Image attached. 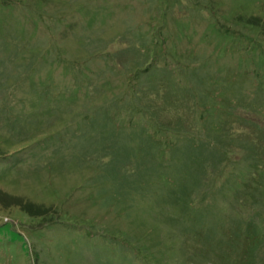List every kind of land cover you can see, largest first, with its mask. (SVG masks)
Masks as SVG:
<instances>
[{
  "label": "rangeland",
  "instance_id": "374dc122",
  "mask_svg": "<svg viewBox=\"0 0 264 264\" xmlns=\"http://www.w3.org/2000/svg\"><path fill=\"white\" fill-rule=\"evenodd\" d=\"M0 264H264V0H0Z\"/></svg>",
  "mask_w": 264,
  "mask_h": 264
}]
</instances>
